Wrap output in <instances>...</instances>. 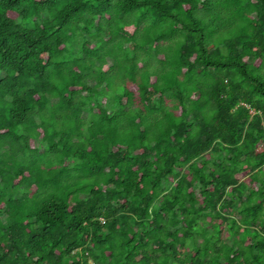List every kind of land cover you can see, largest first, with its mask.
I'll list each match as a JSON object with an SVG mask.
<instances>
[{"label":"trees","instance_id":"trees-1","mask_svg":"<svg viewBox=\"0 0 264 264\" xmlns=\"http://www.w3.org/2000/svg\"><path fill=\"white\" fill-rule=\"evenodd\" d=\"M0 264H264V0H0Z\"/></svg>","mask_w":264,"mask_h":264},{"label":"rangeland","instance_id":"rangeland-1","mask_svg":"<svg viewBox=\"0 0 264 264\" xmlns=\"http://www.w3.org/2000/svg\"><path fill=\"white\" fill-rule=\"evenodd\" d=\"M95 81H92V83H94ZM85 114H87V112L85 113Z\"/></svg>","mask_w":264,"mask_h":264}]
</instances>
